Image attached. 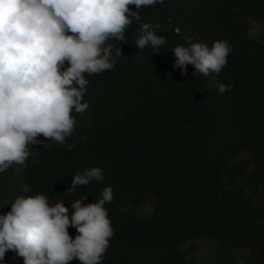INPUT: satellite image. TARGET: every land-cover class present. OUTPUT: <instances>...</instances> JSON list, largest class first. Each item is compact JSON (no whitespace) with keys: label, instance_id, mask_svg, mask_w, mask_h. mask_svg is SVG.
Listing matches in <instances>:
<instances>
[{"label":"trees","instance_id":"obj_1","mask_svg":"<svg viewBox=\"0 0 264 264\" xmlns=\"http://www.w3.org/2000/svg\"><path fill=\"white\" fill-rule=\"evenodd\" d=\"M139 15L126 43L111 41L123 54L113 69L85 73L82 102L89 107L71 113L74 144L39 136L22 173L25 193L13 183L12 166L0 172V214L18 195L39 193L53 205L65 203L71 216L73 201L87 195L83 203L95 202L111 186L114 199L105 208L114 236L102 264H197L181 251L194 239L264 260V41L250 35L252 23L264 25V0H164ZM142 23L161 25L158 53L150 44L136 47ZM216 40L233 51L215 81L194 75L191 64L186 74L173 68L176 46L211 48ZM217 81L233 87L221 95ZM91 167L102 170L103 182L67 191L73 175ZM150 198L154 211L142 219ZM68 232L78 234L74 227ZM0 264L24 260L10 250Z\"/></svg>","mask_w":264,"mask_h":264},{"label":"clouds","instance_id":"obj_2","mask_svg":"<svg viewBox=\"0 0 264 264\" xmlns=\"http://www.w3.org/2000/svg\"><path fill=\"white\" fill-rule=\"evenodd\" d=\"M158 3L164 0H0V172L23 166L30 146L41 143L39 136L63 143L71 135V113L89 107L82 102L89 83L85 73L90 77L113 69L123 54L111 41L126 43V30L141 19L139 10ZM160 27L142 23L136 47L150 44L158 53L165 44L156 34ZM232 51L226 40L214 41L211 48L202 42L178 45L172 50L173 68L186 74L191 64L194 75L215 81ZM214 86L221 95L233 87L218 81ZM93 180L103 182L99 167L77 171L67 191ZM86 199L71 203L70 216L65 203L52 205L44 194L18 195L11 210L0 214V262L11 250L24 264L73 259L102 264L114 236L105 208L114 199L113 189L105 187L95 202L85 204ZM69 227L76 229L75 238Z\"/></svg>","mask_w":264,"mask_h":264},{"label":"rangeland","instance_id":"obj_3","mask_svg":"<svg viewBox=\"0 0 264 264\" xmlns=\"http://www.w3.org/2000/svg\"><path fill=\"white\" fill-rule=\"evenodd\" d=\"M250 35L256 39L261 38L264 41V25L252 23ZM77 136L72 135L65 138L62 143L66 146H72ZM243 159L250 160L251 155H244ZM23 166L12 165L14 168L13 183L24 193L27 187L24 184ZM50 204L53 205L51 202ZM154 211V200L148 199L141 207L139 217L145 219L152 215ZM182 253L190 260H195L197 264H264V260L254 254L253 251L235 248L220 241H212L208 239H194L187 241L181 246Z\"/></svg>","mask_w":264,"mask_h":264},{"label":"crops","instance_id":"obj_4","mask_svg":"<svg viewBox=\"0 0 264 264\" xmlns=\"http://www.w3.org/2000/svg\"><path fill=\"white\" fill-rule=\"evenodd\" d=\"M258 40H261V41H262V39H261V38H259Z\"/></svg>","mask_w":264,"mask_h":264}]
</instances>
